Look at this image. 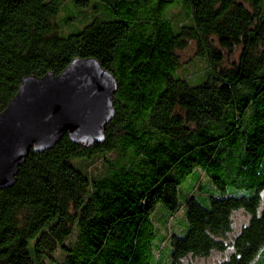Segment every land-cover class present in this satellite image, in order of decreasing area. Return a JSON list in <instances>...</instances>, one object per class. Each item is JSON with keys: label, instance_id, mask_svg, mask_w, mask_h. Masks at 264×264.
<instances>
[{"label": "trees", "instance_id": "1", "mask_svg": "<svg viewBox=\"0 0 264 264\" xmlns=\"http://www.w3.org/2000/svg\"><path fill=\"white\" fill-rule=\"evenodd\" d=\"M190 42L207 66L195 85L177 74ZM77 58L113 75L114 118L102 143L29 152L0 190V264H264V0H0V112L24 77ZM190 175L202 204L178 199ZM181 208L185 230L162 235Z\"/></svg>", "mask_w": 264, "mask_h": 264}, {"label": "water", "instance_id": "2", "mask_svg": "<svg viewBox=\"0 0 264 264\" xmlns=\"http://www.w3.org/2000/svg\"><path fill=\"white\" fill-rule=\"evenodd\" d=\"M116 89L113 75L93 58L74 59L58 75L24 77L0 112V190L15 184L29 152L50 150L64 136L87 148L102 143Z\"/></svg>", "mask_w": 264, "mask_h": 264}, {"label": "rangeland", "instance_id": "3", "mask_svg": "<svg viewBox=\"0 0 264 264\" xmlns=\"http://www.w3.org/2000/svg\"><path fill=\"white\" fill-rule=\"evenodd\" d=\"M66 4L69 3V0H63ZM66 12L67 13V18H74L75 15H77V11H73L70 6H63L60 8V12ZM90 10L87 9L84 11V13L81 15L80 18H82L84 15L88 16L90 15ZM65 16V15H64ZM65 17V18H66ZM168 17L173 20L174 22H179L184 24V13L183 10L181 8L180 5H176L173 6L172 8L168 9ZM63 19V17L61 18V20ZM60 20V22L62 23V21ZM178 57L181 63V66L179 68V70L177 71V74L179 77L186 79V81L190 84V85H195L196 79L202 77L205 72H206V63L204 60L198 58L195 55V46L193 43H189L187 45L186 48H184L183 50L179 51L178 53ZM238 55V51H236L233 55H231L230 57H228V60L226 61V64H228L229 62L236 60ZM196 81V82H195ZM75 164L77 163L76 160L73 161ZM83 163V162H81ZM74 165V164H73ZM76 167V166H75ZM102 161L101 160H94L91 163H85L83 164V170L89 175V176H95L97 173H99L102 170ZM201 183L205 184L206 183V178L205 176L202 177L201 179ZM194 184V176L190 175L185 181H183L180 185L181 191L178 192V199L180 200V202L183 201V194H185L186 192H192V194L194 195V197L201 202L200 199V194L197 193L199 192V190H196L195 192L191 190L190 185ZM203 186V185H202ZM209 187L205 186L203 187L202 192H205L207 195L210 194H215L212 192V190H208ZM185 190V191H183ZM262 197V206H264V191L261 194ZM202 204V202H201ZM248 220V216L243 212V211H239L236 212L233 215L232 218V223H233V232L236 233L239 228L244 225ZM157 223V222H155ZM158 224V223H157ZM185 210L184 208H181L180 211L178 212V214H176V216L173 219L168 220L167 226L165 229H162L159 225L158 228L161 232V234H166V236H168L170 233H180L181 230H185ZM182 226V229H181ZM161 240V235L157 234L156 238H155V245H157ZM160 247L163 248L162 251V258L165 259L167 253H168V244L166 242H164L162 245H160ZM226 257V254H222L219 252H213L211 253L210 256L206 257V258H189L188 260L184 261V264H216L218 262H220L222 259H224ZM151 264H153V262H151Z\"/></svg>", "mask_w": 264, "mask_h": 264}]
</instances>
